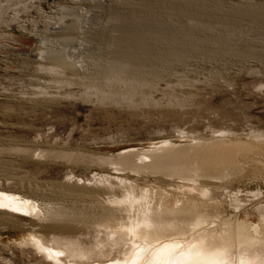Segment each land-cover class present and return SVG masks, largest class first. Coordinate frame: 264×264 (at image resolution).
<instances>
[{"label":"rangeland","instance_id":"rangeland-1","mask_svg":"<svg viewBox=\"0 0 264 264\" xmlns=\"http://www.w3.org/2000/svg\"><path fill=\"white\" fill-rule=\"evenodd\" d=\"M218 138L244 148L207 164L198 147L209 175L196 182L106 161ZM263 163L264 0H0V189L44 212L0 208V264H48L20 243L31 235L120 255L129 241L113 245L95 222L119 178L176 195L194 185L190 195L221 201L220 218L256 222ZM56 209L67 215L45 216Z\"/></svg>","mask_w":264,"mask_h":264},{"label":"bare ground","instance_id":"bare-ground-1","mask_svg":"<svg viewBox=\"0 0 264 264\" xmlns=\"http://www.w3.org/2000/svg\"><path fill=\"white\" fill-rule=\"evenodd\" d=\"M201 145L209 154L207 164L222 161L244 148L239 141L230 138H218L207 143L194 140L184 145L163 140L145 150H122L106 161L118 166L113 167L114 170L128 169L136 174L182 171L180 178L196 182L197 176L209 175L196 159V149ZM184 150L191 153L190 162L182 161ZM99 181L108 179L103 177ZM119 181L124 190L108 199L106 213L98 215L95 222L113 245L122 240L129 241L127 249L120 255L102 260L111 254V248L107 249L104 244L88 247L77 240H65L62 245L49 244L37 235L24 238L20 243L30 242L44 254L48 264H264V210L261 208L255 209L259 215L256 222L239 216L222 219L218 216L221 201L204 195L199 198L190 195L196 189L194 185L182 184L189 190L176 195L161 188H138L123 178ZM17 194L1 188L0 208L24 215L44 213L33 200ZM239 206V203L235 204V207ZM66 215L57 209L45 213V216L56 218ZM67 258L71 259L67 261Z\"/></svg>","mask_w":264,"mask_h":264}]
</instances>
